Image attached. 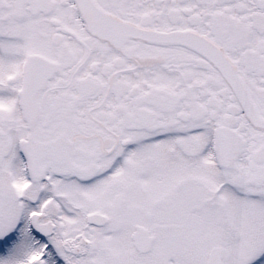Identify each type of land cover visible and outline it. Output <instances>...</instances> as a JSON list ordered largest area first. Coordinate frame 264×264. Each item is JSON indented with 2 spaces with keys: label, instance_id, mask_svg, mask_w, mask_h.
<instances>
[{
  "label": "snow or ice",
  "instance_id": "1",
  "mask_svg": "<svg viewBox=\"0 0 264 264\" xmlns=\"http://www.w3.org/2000/svg\"><path fill=\"white\" fill-rule=\"evenodd\" d=\"M0 264H264V0H0Z\"/></svg>",
  "mask_w": 264,
  "mask_h": 264
}]
</instances>
